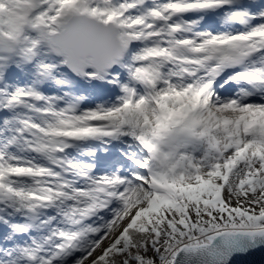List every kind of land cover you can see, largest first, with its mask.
I'll return each mask as SVG.
<instances>
[{"label": "snow or ice", "instance_id": "6c2138e0", "mask_svg": "<svg viewBox=\"0 0 264 264\" xmlns=\"http://www.w3.org/2000/svg\"><path fill=\"white\" fill-rule=\"evenodd\" d=\"M264 0H0V264H264Z\"/></svg>", "mask_w": 264, "mask_h": 264}, {"label": "water", "instance_id": "95a60500", "mask_svg": "<svg viewBox=\"0 0 264 264\" xmlns=\"http://www.w3.org/2000/svg\"><path fill=\"white\" fill-rule=\"evenodd\" d=\"M255 258L256 259H259L261 256H264V251H261V252H257L254 254Z\"/></svg>", "mask_w": 264, "mask_h": 264}]
</instances>
